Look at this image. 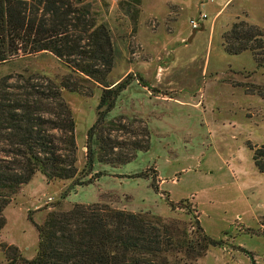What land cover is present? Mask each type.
Wrapping results in <instances>:
<instances>
[{
    "label": "rangeland",
    "instance_id": "374dc122",
    "mask_svg": "<svg viewBox=\"0 0 264 264\" xmlns=\"http://www.w3.org/2000/svg\"><path fill=\"white\" fill-rule=\"evenodd\" d=\"M120 1L75 3L88 4L111 31L116 59L109 84L132 79L107 115L119 126L110 139L124 152L128 140L149 148L124 166L96 163L92 176H101L90 184L73 187L36 174L3 210L0 263L13 249L25 260L36 256L37 226L49 210L100 205L160 218L187 234L197 222L207 237L222 242L193 262L174 251L169 264H264V174L253 161V148L264 145V67L249 51L228 55L222 49L233 23L264 32V0H140L135 26ZM190 21L198 23L196 30ZM27 73L56 84L71 74L49 54L0 67V77ZM67 80L81 90H62L75 121L80 172L101 90L74 75ZM184 200L192 212L177 208Z\"/></svg>",
    "mask_w": 264,
    "mask_h": 264
},
{
    "label": "trees",
    "instance_id": "16d2710c",
    "mask_svg": "<svg viewBox=\"0 0 264 264\" xmlns=\"http://www.w3.org/2000/svg\"><path fill=\"white\" fill-rule=\"evenodd\" d=\"M79 3L0 0V67L49 54L70 70L69 78L74 75L101 90L96 120L86 134L85 164L79 172L75 121L62 97V90L81 93L78 86L70 84L69 78L56 84L40 74L0 77V231L5 225L4 208L36 174L47 182L72 181L73 187L90 184L92 177L101 176L99 172L92 176L96 163L124 166L137 152L149 148L148 143L128 140V152H124L121 142L110 139V132L119 126L106 121L107 115L132 79L109 84L108 75L116 59L111 31L98 21L88 4ZM140 4V0H121L118 4L133 26ZM222 40L224 53L249 51L257 66L264 67V32L258 27L243 21L233 23ZM138 80L146 87L141 77ZM141 132L146 137L145 129ZM253 161L264 174V145L253 148ZM169 206L172 208L173 203ZM191 207L185 200L177 206L192 212ZM194 225L195 230L187 234L160 218L107 206L55 208L37 226L36 256L25 260L13 249L0 264H169L167 255L174 251L193 262L210 247L222 245L207 237L197 222Z\"/></svg>",
    "mask_w": 264,
    "mask_h": 264
},
{
    "label": "built area",
    "instance_id": "2783aa9c",
    "mask_svg": "<svg viewBox=\"0 0 264 264\" xmlns=\"http://www.w3.org/2000/svg\"><path fill=\"white\" fill-rule=\"evenodd\" d=\"M24 1H27V0H24ZM200 17H201V19H205V18H206L205 15H202V16H200ZM190 26H191L193 29L196 30L197 27H198V23L195 22V21H190ZM48 201L50 202L51 199L49 198Z\"/></svg>",
    "mask_w": 264,
    "mask_h": 264
},
{
    "label": "water",
    "instance_id": "95a60500",
    "mask_svg": "<svg viewBox=\"0 0 264 264\" xmlns=\"http://www.w3.org/2000/svg\"><path fill=\"white\" fill-rule=\"evenodd\" d=\"M195 33V31H193L192 35ZM191 39L188 40V42H190Z\"/></svg>",
    "mask_w": 264,
    "mask_h": 264
}]
</instances>
